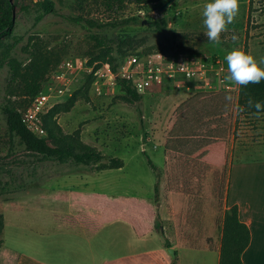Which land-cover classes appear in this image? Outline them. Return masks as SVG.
<instances>
[{
  "label": "rangeland",
  "instance_id": "1",
  "mask_svg": "<svg viewBox=\"0 0 264 264\" xmlns=\"http://www.w3.org/2000/svg\"><path fill=\"white\" fill-rule=\"evenodd\" d=\"M167 1L13 0L16 33L23 40L18 44L8 37L0 42V105L8 98L24 114L31 104L24 90L25 80L38 82L39 93L52 92L59 84L57 71L67 60L74 61L73 70H63L62 81L65 85L70 81L69 92L52 98L40 114L44 131L40 137L58 147L63 146L59 139L68 136L77 145L101 152L106 163L119 158L124 166L87 172L69 164L44 161L26 152L18 139L11 137L0 110V179L28 181L31 174H36L35 183L27 191L0 195V264H15L17 252L28 249L27 240L41 236L52 220L71 228L80 226L76 217L84 216L85 211L70 210L71 203L82 201L80 195L73 198L76 192H83L82 196L100 194L114 201L139 198L153 207L155 221L160 223V229H156L154 221V228L163 236L164 245L183 244L211 251L221 246L222 253L225 221L233 213L227 202L229 166L235 157L243 159L252 148L264 145V114L237 116L240 86L225 81V56L241 48L258 62L264 59V0H239V14L221 34L222 43L217 46L207 40L203 24V6L210 0H175L161 13ZM47 2H52L57 12L37 21L39 7ZM129 17H138L141 24L111 34L123 41L124 59L133 54H182L199 60L206 70L201 77L208 80L167 78L154 93L143 95L141 102L130 103L111 72L110 56L90 38L95 30L81 21L109 22ZM161 20L169 23L164 33L147 28ZM233 35L238 37L235 42L231 40ZM17 59L28 60L19 74L12 70L17 67ZM224 92L232 96L231 104L220 96L211 97ZM188 133L228 138L226 164L218 170L187 156L220 157L223 148L217 142L191 141L185 148L184 142L176 149L179 137ZM146 154L160 169L159 180ZM73 169L79 171L56 176ZM52 175L54 178H50ZM156 184L159 204L154 202ZM235 185L234 175L232 192ZM177 231L191 240H169Z\"/></svg>",
  "mask_w": 264,
  "mask_h": 264
},
{
  "label": "crops",
  "instance_id": "2",
  "mask_svg": "<svg viewBox=\"0 0 264 264\" xmlns=\"http://www.w3.org/2000/svg\"><path fill=\"white\" fill-rule=\"evenodd\" d=\"M226 139L193 136L187 138L184 148L191 141L220 143V157L187 155L220 170L227 161ZM248 155L239 160L235 157L229 166L227 202L237 209L240 222L249 230L242 264H264V145L252 148ZM234 175L236 185L232 192ZM76 193L73 198L80 195L82 201L71 203L70 210L85 211L84 216L76 217L80 226L71 228L52 220L41 236L27 240L28 249L17 252L15 264H220L221 246L211 251L173 245V259L163 244V236L155 231L153 207L139 198L114 201L100 194ZM98 198L108 200L100 202ZM169 240L182 243L191 239L177 231Z\"/></svg>",
  "mask_w": 264,
  "mask_h": 264
},
{
  "label": "trees",
  "instance_id": "3",
  "mask_svg": "<svg viewBox=\"0 0 264 264\" xmlns=\"http://www.w3.org/2000/svg\"><path fill=\"white\" fill-rule=\"evenodd\" d=\"M120 3L125 2H135L138 4H149L159 2L161 0H117ZM56 8L52 2H47L39 7L37 21L42 20L46 15L56 13ZM76 21L78 19H73ZM17 17L15 15V4L13 0H0V42L4 39L11 37L15 40L16 43H20L23 40V36L16 33L17 28ZM80 21V20H78ZM83 21L86 26L90 28L92 35L90 38L96 43V46L102 49L107 56H110L109 64L111 72L116 76L117 83L121 86L122 90L126 93L127 100L130 103H138L143 99V95L137 93L132 85L121 79L119 76L120 68L124 61V55L122 52L123 41L118 39V37L112 36V32L130 26H137L140 23L138 17H129L126 19H119L109 22L96 21L92 19H84ZM80 21V22H81ZM167 20H161L153 22L149 27L150 31L155 33H164L168 27ZM170 44H173V41H168ZM17 67L12 70L19 74L22 66L28 62L27 59L21 60L17 59ZM26 87L25 91L28 96L31 98V102L38 95L41 87L40 84L32 79L25 80ZM225 95H230L229 93H218L212 94L211 97L224 98ZM210 96V95H209ZM251 98L254 101H259L264 104V81H261L259 84H249L247 87H240V93L237 101V116H253L254 109H248L246 107L247 100ZM30 102V103H31ZM29 103V104H30ZM240 107H244L243 112L238 111ZM0 110L3 116L5 117V122L7 129L11 134V137L18 139L23 149L33 155L41 157L44 161H54L60 164H69L75 166L80 170H86L87 172L101 171V170H118L123 168L124 163L119 158H113L108 163L105 162V157L98 150L83 146L77 145L70 140V137L65 136L61 137L59 140L63 146L53 147L48 141L44 138H41L31 132L23 122V113L20 111L10 99L4 98L3 102L0 105ZM259 114H264V111H261ZM223 115H226L223 111ZM146 136V135H145ZM198 136L197 133H188L179 137L178 144L176 149H180L185 140L189 137ZM200 136V135H199ZM204 138L217 139L223 138L219 135H205ZM148 165L153 171H156L157 178H160V169L155 165V163L150 159L149 155L146 154ZM75 168V169H76ZM71 170L70 172L57 173L56 176H63L69 173H74L79 170ZM31 179L28 181L13 179L10 180H1L0 179V195H10L20 192L27 191L35 181L36 174L30 175ZM50 178H54L53 175ZM154 202L159 204V185L156 184L154 187ZM233 208L232 216L227 215L225 221V240L224 247L221 253L220 264H242L241 255L244 250L247 248L250 240L248 228L242 224L238 218V211L235 207ZM155 228L160 229V223L158 219L155 221ZM3 230V219L0 217V236ZM3 245V241L0 239V248ZM166 248H171V246L166 242Z\"/></svg>",
  "mask_w": 264,
  "mask_h": 264
},
{
  "label": "built area",
  "instance_id": "4",
  "mask_svg": "<svg viewBox=\"0 0 264 264\" xmlns=\"http://www.w3.org/2000/svg\"><path fill=\"white\" fill-rule=\"evenodd\" d=\"M75 68L74 61L67 60L56 73L59 82L52 92H41L31 102L29 108L23 114V122L26 127L39 136L44 133L40 123V114L50 104L52 98L63 96L70 90V81L65 85L63 70L70 71ZM204 69V70H202ZM206 72L199 60L187 59L185 55H129L123 61L119 76L128 81L135 91L141 95L152 94L161 87L167 78L179 77L184 79L208 80L202 78ZM113 74V73H112Z\"/></svg>",
  "mask_w": 264,
  "mask_h": 264
},
{
  "label": "clouds",
  "instance_id": "5",
  "mask_svg": "<svg viewBox=\"0 0 264 264\" xmlns=\"http://www.w3.org/2000/svg\"><path fill=\"white\" fill-rule=\"evenodd\" d=\"M239 0H210L203 6L202 17L203 24L206 28V37L214 46L222 43L221 34L228 31V26L233 24L239 14ZM233 42L238 40L236 35L231 37ZM225 60L227 62L228 75L225 81L240 87H247L249 84H259L264 81V59L259 62L249 52H245L241 48H234L229 51ZM227 104H231L232 96L225 95ZM226 104V107H227ZM248 109H254V115H259L264 111V104L249 98L246 102ZM244 107H240L238 111L243 112Z\"/></svg>",
  "mask_w": 264,
  "mask_h": 264
},
{
  "label": "water",
  "instance_id": "6",
  "mask_svg": "<svg viewBox=\"0 0 264 264\" xmlns=\"http://www.w3.org/2000/svg\"><path fill=\"white\" fill-rule=\"evenodd\" d=\"M175 2V0H168L161 8H160V12H164L167 8H169L173 3ZM169 255L174 259L176 257L175 251L172 248H168L167 249Z\"/></svg>",
  "mask_w": 264,
  "mask_h": 264
}]
</instances>
